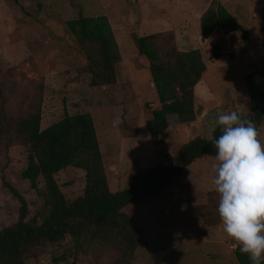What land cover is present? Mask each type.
Returning <instances> with one entry per match:
<instances>
[{
  "label": "rangeland",
  "instance_id": "374dc122",
  "mask_svg": "<svg viewBox=\"0 0 264 264\" xmlns=\"http://www.w3.org/2000/svg\"><path fill=\"white\" fill-rule=\"evenodd\" d=\"M211 1L0 0V86L7 114L14 119L23 117L41 98L40 129H45L65 114L89 112L112 192L124 189L135 170L171 163L184 143L196 137L210 138L218 114L250 111L241 76L264 62V40L247 38L241 44L228 37L225 44L220 32H214L207 42L201 40L198 15ZM213 1L236 19L240 18L237 10L242 13L239 7L246 8V4L255 12L264 11V0ZM80 15L109 19L121 55L112 85L93 86L84 71L85 58L65 24ZM254 23L251 32L257 37L259 24ZM151 33L172 34L178 50L198 49L205 64L212 63L194 90L196 107L202 113L191 123L171 125L155 138L150 137L146 120L159 103L148 63L134 46L137 36ZM211 43L227 50L224 59L214 61ZM259 132L264 139V120ZM26 155V147L17 140L7 148L0 143V227L14 224L19 215V202L3 181L27 200V219L41 208L43 183L33 189L20 177ZM214 163L211 156L198 158L158 198L124 208L145 236L131 256L121 257L95 242L77 249L65 237L57 243L30 245L25 264H238L233 242L219 221V197L212 184ZM84 175L83 170L71 167L55 175L67 201L83 194Z\"/></svg>",
  "mask_w": 264,
  "mask_h": 264
},
{
  "label": "trees",
  "instance_id": "16d2710c",
  "mask_svg": "<svg viewBox=\"0 0 264 264\" xmlns=\"http://www.w3.org/2000/svg\"><path fill=\"white\" fill-rule=\"evenodd\" d=\"M78 49L85 58L84 71L93 86L115 83V66L121 60L120 50L109 19L105 15L78 16L65 22ZM264 32V11L260 14ZM200 38L207 40L216 28L223 34L239 30L242 39L247 31L219 2L210 5L199 16ZM172 34L151 33L137 36L134 46L145 58L159 106L150 112L146 125L155 138L174 124L191 123L202 113L196 107L194 87L202 77L206 64L198 49L178 50ZM212 58L224 54L211 43ZM250 111L240 113L252 120L258 130L264 120V62L262 67L243 76ZM41 98L35 108L14 119L7 114L0 86V143L5 148L14 140L26 147V166L20 177L31 188L43 183V202L36 214L27 219V200L11 184L4 187L19 202L17 221L0 227V264H25L26 249L37 242L57 243L70 237L82 249L86 243H96L103 249H113L121 257L133 254L144 241L143 231L124 211L127 205L144 199L158 198L175 178L194 160L203 156L214 158L213 139L221 133L218 126L210 138L196 137L179 147L173 161L138 169L130 173L127 186L119 191L109 189L98 138L89 112L65 114L59 121L40 129ZM84 171L83 194L67 201L59 189L55 175L66 169ZM238 264H251L238 248L233 251ZM264 264V262H262Z\"/></svg>",
  "mask_w": 264,
  "mask_h": 264
},
{
  "label": "clouds",
  "instance_id": "9594fccd",
  "mask_svg": "<svg viewBox=\"0 0 264 264\" xmlns=\"http://www.w3.org/2000/svg\"><path fill=\"white\" fill-rule=\"evenodd\" d=\"M232 98L236 100L237 96ZM215 125L221 134L212 141V184L219 197L217 211L222 231L251 264H262L264 139L252 120L234 110L218 114ZM210 131L215 132L216 127Z\"/></svg>",
  "mask_w": 264,
  "mask_h": 264
},
{
  "label": "crops",
  "instance_id": "0c3cea01",
  "mask_svg": "<svg viewBox=\"0 0 264 264\" xmlns=\"http://www.w3.org/2000/svg\"><path fill=\"white\" fill-rule=\"evenodd\" d=\"M239 5H240V4H239ZM246 5H247L246 8H241V7H239V10L242 9V13H239V11L237 10V17H238V16L240 17V18H238L239 20L236 19V17L231 13L230 10H229V12L235 17V19H236L237 21H239L238 23L240 24V26H241L242 28H245V29H246V31H247V35H248V41H253L254 39H258V40H261V41H262V40H264V33H263V31L261 30V27H260V14H261L260 10H261V9H258L259 12H255L254 10H251V9H250V8H251V4H246ZM224 7H225V6H224ZM225 8H226V7H225ZM235 15H236V14H235ZM198 16H200V15H198ZM198 19H199V17H198ZM255 21L259 24V30H260V31H258V33H259L260 35H258L257 37H253L252 32H251V27H252V25H255V23H254ZM214 32H220V34L223 36V37H222L223 40H225V38H226V41H224L225 44L228 42V41H227V38H228V37L233 38V39L236 41V43H241V44L246 43L245 41L242 40L241 33H240L239 30H236V31L230 32V33H228V34H226V35H224V34L221 32L220 28H216V29L212 32V34H213ZM212 34H211L210 37H209L207 40H205L204 42H207V41L211 38ZM199 37H200V36H199ZM230 44H231V43H230ZM221 51H222V53H223L224 55H223L221 58H219L218 60H214L215 62L220 61L221 59H224V58H225L227 50H223V49H221ZM232 60H233V59H232ZM234 60H235V58H234ZM234 60H233V61H234ZM210 68H212V63H210V65H206V69H205L204 72H206V71L209 70ZM245 73H247V71H246ZM245 73L242 74L241 78L244 76ZM200 79H201V78H200ZM242 81H243V78H242ZM197 84H198V82H197ZM197 84L195 85L194 90H195ZM243 88H245L244 82H243Z\"/></svg>",
  "mask_w": 264,
  "mask_h": 264
}]
</instances>
